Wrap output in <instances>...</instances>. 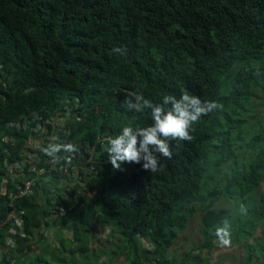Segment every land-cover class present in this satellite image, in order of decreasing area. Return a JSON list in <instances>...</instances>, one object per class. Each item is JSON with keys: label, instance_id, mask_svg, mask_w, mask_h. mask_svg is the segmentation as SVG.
Wrapping results in <instances>:
<instances>
[{"label": "trees", "instance_id": "1", "mask_svg": "<svg viewBox=\"0 0 264 264\" xmlns=\"http://www.w3.org/2000/svg\"><path fill=\"white\" fill-rule=\"evenodd\" d=\"M129 93L153 103L191 93L223 107L192 126L191 141H171L173 158L160 157L158 172L135 163L117 170L108 138L125 126L152 124L149 110L121 106ZM57 116L64 118L54 133L58 143L93 154L81 191L89 201L82 205L85 199L65 188L66 213L52 220L68 227L74 251L93 259L103 254L92 248L94 217L111 227L112 241L117 235L116 251L127 264H180L168 252L200 212L204 243L196 249L210 248L227 219L233 242H253L243 244L244 264L257 251V264H264V237H254L256 225L264 229V197L256 199L264 184V0H0V187L10 191L32 178L34 162L49 170L53 159L27 141L39 123L52 129ZM69 154L53 161L49 184L70 178L58 171ZM11 165L25 175L10 178ZM39 193L16 203L26 216L24 237L9 250L13 264L30 259L41 225ZM220 200L240 202L246 214L215 210ZM2 201L0 246L10 226ZM33 264L70 262L44 247Z\"/></svg>", "mask_w": 264, "mask_h": 264}, {"label": "clouds", "instance_id": "2", "mask_svg": "<svg viewBox=\"0 0 264 264\" xmlns=\"http://www.w3.org/2000/svg\"><path fill=\"white\" fill-rule=\"evenodd\" d=\"M114 52L126 54V50L115 48ZM130 112L144 113L149 110L152 124L147 127L125 126L115 137L108 138L109 162L119 170L122 164L135 163L142 165L146 172L156 173L163 167L160 157L171 160L173 151L171 141H191L192 126L204 116L223 107L216 101H203L191 93H184L179 98L166 95L162 103H153L143 95L129 93L121 105ZM77 146L73 143H49L44 152L53 159H59L58 154L75 153ZM156 153L160 155L157 156ZM70 162V161H69ZM246 214V209L241 205ZM222 227L215 229V236L221 247H230L232 234L230 222L225 219Z\"/></svg>", "mask_w": 264, "mask_h": 264}, {"label": "built area", "instance_id": "3", "mask_svg": "<svg viewBox=\"0 0 264 264\" xmlns=\"http://www.w3.org/2000/svg\"><path fill=\"white\" fill-rule=\"evenodd\" d=\"M51 122L53 128L50 130L48 129L46 123H39L35 128H33L34 134L27 141V144L31 150L44 151L47 144L58 143L57 139L54 136V133L58 126H63L64 118L57 116V118L51 120ZM17 127H19V125ZM92 155V152L88 155L86 153H82L79 147L78 151L75 153H70L69 156L65 159V162L61 165V167H59L58 171L62 172L63 175L70 178L68 180H64V182L59 180V182L63 184V192L59 193V198L51 199L52 203L55 206L53 211V219L63 217L66 213L64 206L61 204L62 202H67L69 200L68 196L65 194V188H67V190L71 192H75L77 197H83L85 200L82 205L89 201V199H87V196L89 197V195H87L88 193L86 192V194H83L81 191L85 189L88 175L92 173V167H89L87 165L88 161L91 162ZM81 157L83 158V162L79 159ZM75 160H78V162L76 164H73ZM36 163H32L28 169L29 173L34 174L32 178H24L20 182V184H16L15 189L10 191L6 189L5 184L4 186L0 187V197L3 199L1 205L3 210L7 212V221L10 225L8 228L9 235L3 246V257H5L6 260L10 259L9 250L10 248H14L15 246V237H24L23 226L25 222L26 211L18 207L16 203L25 198L33 196L35 194V189H37L39 192H42L44 183H46L45 180L50 179V172L52 169H54V163L53 161L51 162V160L48 162L50 165L49 170H44L43 168L37 169ZM79 169L83 171L81 175L78 174ZM8 174L12 179L25 175L24 171L17 165L9 166ZM79 188L81 190H79ZM56 194H58V192ZM143 243L144 245H148L146 241ZM38 253L39 251L36 254ZM9 263L13 264L11 260Z\"/></svg>", "mask_w": 264, "mask_h": 264}, {"label": "rangeland", "instance_id": "4", "mask_svg": "<svg viewBox=\"0 0 264 264\" xmlns=\"http://www.w3.org/2000/svg\"><path fill=\"white\" fill-rule=\"evenodd\" d=\"M245 141H247V138ZM244 144L245 143H242V145ZM51 185L54 186V183H52ZM261 197H264V184L261 185L260 190L256 194V199H260ZM238 204H240V202L238 201L228 203L224 200H220L213 207L215 210L227 208L232 209L236 207V209L240 211L241 207L238 208ZM201 216L202 214L200 212H197L191 219H189L187 228L179 234L178 241L168 252L169 260H173L180 264H244L248 250L247 246L243 245L245 240L240 242L232 241L230 247H221L217 239L213 241L210 248H203L202 250L196 249L198 244L204 243V240L199 233ZM261 228L262 227H258L256 225L254 237L260 238L262 240L264 237V229L261 232ZM105 232H107L106 227H104V229L100 228L99 230H97L98 235L102 236V239L99 240L96 244V247L98 245L100 251L98 250V248H95V250L99 252H105V257H107V264H127V256L124 253L121 254L120 252L116 251V246L120 244L119 238L115 237V241L104 238L103 235L105 234ZM261 240L260 243L262 242ZM245 243L251 244L253 242L252 240L248 239ZM39 250L40 248H32L30 259L23 261L22 264H33V261L37 255L36 253ZM252 254V261L249 264H257V257L259 255V252H253ZM100 257L104 256L100 255ZM46 259L50 261L49 257H46Z\"/></svg>", "mask_w": 264, "mask_h": 264}, {"label": "crops", "instance_id": "5", "mask_svg": "<svg viewBox=\"0 0 264 264\" xmlns=\"http://www.w3.org/2000/svg\"><path fill=\"white\" fill-rule=\"evenodd\" d=\"M47 183L42 189V192L38 195V203L40 204V215H41V225L38 230L35 231V237L31 240V247L40 248L39 252L44 250V247L47 248L48 251L57 250L59 254L65 258H67L70 264H107V260L105 257V252L101 254L104 257H100L99 259L90 258L87 255L90 252L81 253L78 251H74L75 243L73 242V237L71 232L69 231L66 225L55 224L53 225V211H54V204L52 203L51 196L55 195L57 192H63V184L59 181L54 183V186L49 184V180H45ZM55 187V189H54ZM57 189V190H56ZM92 205V204H91ZM90 205V206H91ZM89 208V209H88ZM87 209V214L92 215V211H90V207ZM96 208V207H95ZM94 209L95 215H100V210L98 208ZM98 211V212H97ZM78 210L74 211V214L77 215ZM62 219V218H61ZM92 222V235L94 244L92 245L93 250L98 248L96 247L97 242L102 239V236H99L97 230L100 228L104 229L103 224L98 223L94 217L90 219ZM105 234L103 235L104 238L111 239L112 237V230L111 227H106ZM117 238V235H114ZM62 244V249H61ZM67 245V246H66ZM59 246V247H58ZM43 247V249H42ZM3 246H0V264L9 263L10 260H6L3 257ZM48 253V252H47ZM107 256V255H106ZM49 257V256H48ZM50 259V258H49ZM10 264V263H9Z\"/></svg>", "mask_w": 264, "mask_h": 264}]
</instances>
